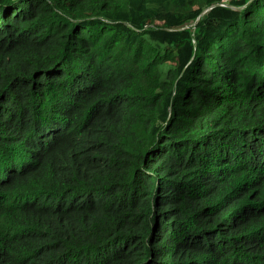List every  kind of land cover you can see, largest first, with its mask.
I'll list each match as a JSON object with an SVG mask.
<instances>
[{
	"label": "trees",
	"instance_id": "1",
	"mask_svg": "<svg viewBox=\"0 0 264 264\" xmlns=\"http://www.w3.org/2000/svg\"><path fill=\"white\" fill-rule=\"evenodd\" d=\"M0 0V264H264V0Z\"/></svg>",
	"mask_w": 264,
	"mask_h": 264
},
{
	"label": "clouds",
	"instance_id": "2",
	"mask_svg": "<svg viewBox=\"0 0 264 264\" xmlns=\"http://www.w3.org/2000/svg\"><path fill=\"white\" fill-rule=\"evenodd\" d=\"M220 4L225 5V6H230V0H222Z\"/></svg>",
	"mask_w": 264,
	"mask_h": 264
}]
</instances>
